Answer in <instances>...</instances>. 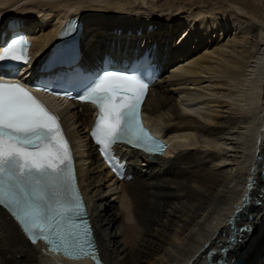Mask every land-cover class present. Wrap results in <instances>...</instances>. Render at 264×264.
I'll return each mask as SVG.
<instances>
[{
	"label": "bare ground",
	"instance_id": "6f19581e",
	"mask_svg": "<svg viewBox=\"0 0 264 264\" xmlns=\"http://www.w3.org/2000/svg\"><path fill=\"white\" fill-rule=\"evenodd\" d=\"M259 1L264 4V0H0V28L12 18H22L32 28L36 55L50 45L59 22L80 17L86 65H94L106 53L129 62L131 56L153 48L164 69L191 56L193 39L206 44L214 29L223 37L233 30L242 32L244 44L252 45L232 50L235 57L224 50L227 45L220 36L207 43L215 47L209 54L187 60L156 81L144 104L145 118L158 135L168 136L170 148L155 157L119 149L128 163L122 181H114L90 140L92 106L71 103L60 111L78 150L80 184L102 264H264V21L259 19ZM215 4L235 7L241 14L234 18L227 10L217 11ZM180 10L187 13V20L173 23ZM244 18L261 25H245ZM180 29L184 34L172 49L170 41L179 39L175 32ZM94 30L97 44L89 43ZM207 81L217 87L203 86ZM120 182L118 205L108 193ZM251 226L256 227L252 235L237 231ZM0 264L95 263L31 244L0 206Z\"/></svg>",
	"mask_w": 264,
	"mask_h": 264
},
{
	"label": "snow or ice",
	"instance_id": "6c2138e0",
	"mask_svg": "<svg viewBox=\"0 0 264 264\" xmlns=\"http://www.w3.org/2000/svg\"><path fill=\"white\" fill-rule=\"evenodd\" d=\"M70 31L69 26L61 35ZM28 47L23 36L13 39L0 52V61L27 66ZM148 87L140 75L105 70L72 97L91 103L98 110L91 135L113 172L118 171L119 164L109 153L117 143L150 154L162 153L166 147L146 131L140 119ZM0 206L33 245L43 239L49 250L62 251L68 258H81L96 251L77 188L71 149L58 116L23 83H7L3 79H0ZM237 231L243 234L252 229Z\"/></svg>",
	"mask_w": 264,
	"mask_h": 264
},
{
	"label": "rangeland",
	"instance_id": "374dc122",
	"mask_svg": "<svg viewBox=\"0 0 264 264\" xmlns=\"http://www.w3.org/2000/svg\"><path fill=\"white\" fill-rule=\"evenodd\" d=\"M260 3H259V5H258V8H259V19H263V20H261V21H264V4L262 3V1H259ZM229 4H231V3H229ZM220 4H215V6L217 7V11H220V10H227V11H225V12H227V13H229L231 16H233L234 18L236 17L235 15L236 14H241L240 13V11L238 10V12H237V10L235 9V7H232V6H227L226 7V9L225 8H218V6H219ZM222 5V4H221ZM229 8V9H228ZM232 8H234V9H232ZM220 9V10H219ZM187 13L185 12V13H182L181 12V10L180 11H178L177 13H176V15H175V19L173 20V23L176 21H179L178 19H181L183 22L185 21V20H187ZM125 19V18H124ZM258 19V18H257ZM256 19V20H257ZM128 21L129 20H127L126 21V19H125V22H123V23H128ZM243 21L245 22V25H251L252 23H254V25H257V26H259L260 27V25H259V23L257 22V21H253L252 19L250 20V19H246V18H244L243 19ZM181 24H183V23H181ZM37 25H39V23H37ZM105 27V26H104ZM103 27V34H105V32H106V30H105V28ZM261 28H262V26H261ZM181 30V31H180ZM180 30H178V31H176L175 33V37H178L179 36V39L178 40H171L170 41V45H172V49H174V48H176L177 47V45L179 44V42H180V40H181V38H182V34L181 33H183L182 31L184 30V29H180ZM102 31V30H101ZM219 30L217 29V30H212L208 35H207V40H206V44H205V41H201L200 43H199V41H198V39H193V41H192V43H191V45H190V51H192V55L190 56V54L187 56V59H186V56L185 57H183V58H179L178 60H176V61H173L172 63H171V66H168V67H166V68H164V71H163V75L162 76H169L171 73H172V71L177 67V66H180V65H185L186 63H187V60L188 61H190V60H195V59H197L198 57H200V56H202V55H204V54H206V53H210L211 51H213V48H215L214 46H207L208 44V42L210 41V42H212V40H216L217 38H219L220 36L223 38V43L224 44H226L227 46H224V50L225 51H227V53H230L231 55H233V56H235V55H237V53L235 54L234 52H232V50H234V51H240V50H243V45H245L246 47H248V46H250L251 44L248 42V43H246V44H244L245 43V35L243 36L242 34H244V33H239V31H235V30H233L232 32H230V34L229 35H227V36H222L221 35V32L219 31ZM93 34H91L92 36L90 37V39H89V43H92V44H97L98 42H99V39H96V41L95 40H93L96 36H95V33H96V30H94L93 32H92ZM166 33V32H165ZM102 34V35H103ZM181 34V35H180ZM184 34V33H183ZM219 34V35H218ZM166 37H168V36H166ZM174 37V36H173ZM243 41V42H241V40ZM93 40V41H92ZM160 40H161V38H160ZM237 40V41H236ZM102 42V41H101ZM231 42V43H230ZM100 44H102V43H100ZM82 45H84V42L82 41ZM234 45V46H233ZM176 46V47H175ZM252 46V45H251ZM229 55V54H228ZM190 56V57H189ZM236 57V56H235ZM226 58H228V57H226ZM229 58H230V56H229ZM244 58V57H243ZM245 59V58H244ZM172 70V71H171ZM213 83L212 82H210V81H207V82H204L202 85L203 86H205V87H211V88H215V87H217V86H215V85H212ZM212 85V86H211ZM219 89V88H218ZM218 91V90H217ZM249 97H250V92H247L246 93ZM249 100H250V98H249ZM207 107V106H206ZM122 192H123V184L120 182V183H118V184H115L114 186H113V189L108 193V195H112V197H113V199H114V201H115V203L116 204H118V205H121V199H122ZM261 202H259V204H260ZM263 213V212H262ZM261 218H262V214H261V216H260ZM252 235V234H251ZM252 239V238H251ZM262 256H264V254L262 255Z\"/></svg>",
	"mask_w": 264,
	"mask_h": 264
}]
</instances>
